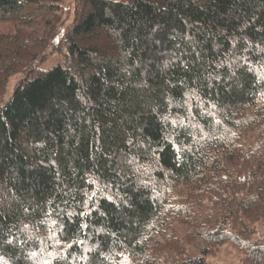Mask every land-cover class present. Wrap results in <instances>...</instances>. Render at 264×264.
<instances>
[{"label":"trees","instance_id":"1","mask_svg":"<svg viewBox=\"0 0 264 264\" xmlns=\"http://www.w3.org/2000/svg\"><path fill=\"white\" fill-rule=\"evenodd\" d=\"M62 4L0 0V264H264V0Z\"/></svg>","mask_w":264,"mask_h":264},{"label":"rangeland","instance_id":"2","mask_svg":"<svg viewBox=\"0 0 264 264\" xmlns=\"http://www.w3.org/2000/svg\"><path fill=\"white\" fill-rule=\"evenodd\" d=\"M73 8V0H63L62 4V10L64 12L70 11L72 13ZM70 13V14H71ZM67 18V16H66ZM17 24L16 22H0V35H8L9 37H12L17 30ZM38 31L40 34L43 31V18L38 17L37 22L34 27H28L23 30V39L24 41L27 40L28 34H30L32 31ZM58 57H51L47 63H44L41 68H49L53 67L54 64L57 62ZM19 77V76H18ZM17 76L12 78L9 81L8 88L6 95L3 97V100H6L9 95L11 94L13 90V86L17 83ZM255 238L264 237V224H256L254 227ZM173 234L177 235L179 238H182L181 236L184 234L183 228L181 226H177L173 232ZM187 253L190 254L193 257H199L200 253L197 249H195L192 246H186ZM243 259V254L235 248L231 244H222L219 246L214 247L210 253L207 254L205 257V260L209 264H241Z\"/></svg>","mask_w":264,"mask_h":264},{"label":"snow or ice","instance_id":"3","mask_svg":"<svg viewBox=\"0 0 264 264\" xmlns=\"http://www.w3.org/2000/svg\"><path fill=\"white\" fill-rule=\"evenodd\" d=\"M167 67V65H165ZM175 124V121L173 122ZM92 197H89V199H91ZM83 215V214H82ZM82 227H87V224L82 225ZM8 243H11V241H9ZM71 246V245H69ZM32 255H35V253H33ZM45 264H47V261L45 262Z\"/></svg>","mask_w":264,"mask_h":264}]
</instances>
